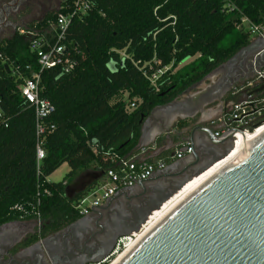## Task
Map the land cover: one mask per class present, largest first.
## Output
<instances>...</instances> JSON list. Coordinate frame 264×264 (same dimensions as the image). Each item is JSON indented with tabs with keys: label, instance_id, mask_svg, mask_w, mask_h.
Wrapping results in <instances>:
<instances>
[{
	"label": "trees",
	"instance_id": "trees-1",
	"mask_svg": "<svg viewBox=\"0 0 264 264\" xmlns=\"http://www.w3.org/2000/svg\"><path fill=\"white\" fill-rule=\"evenodd\" d=\"M91 1L92 10L73 20L65 41L75 68L41 73V97L55 107L50 120L55 129L45 138L39 173L35 112L20 87L31 75L27 66L37 72L40 66L27 37L15 32L0 41V108L9 119L0 128V227L37 221L40 214L42 232L33 241L82 217L74 206L99 180L73 196L67 188L82 177L87 184L117 169L114 155L129 157L154 108L175 101L250 44L252 34L244 19L264 27V0ZM59 8L31 29L52 39L50 26ZM165 68L153 85L151 76ZM120 94L126 98L112 104ZM64 164L70 167L67 176L50 182Z\"/></svg>",
	"mask_w": 264,
	"mask_h": 264
},
{
	"label": "water",
	"instance_id": "water-1",
	"mask_svg": "<svg viewBox=\"0 0 264 264\" xmlns=\"http://www.w3.org/2000/svg\"><path fill=\"white\" fill-rule=\"evenodd\" d=\"M11 25L15 32L21 27L19 23ZM260 39L261 46L230 82V88L255 74L253 63H256L257 70L264 68V38ZM250 48H255V42H250L225 64L232 63L241 52ZM260 92H264V81L254 91ZM175 102L176 100L154 108L150 116L157 108L173 105ZM147 121L148 118L143 121L142 129ZM197 131H202L209 142V148L205 150V154L209 156L206 164L194 174L187 175L201 161L202 155L195 153V162L186 164L176 175L168 174L169 170L164 171L169 186L156 188L146 199L147 207L143 215L138 220L135 219V223L125 232H116L113 239L107 234L97 238L99 248L96 249L87 245L93 235H88L85 231H72L77 225L74 222L50 238L57 241L62 239L56 251H52L47 239L41 237L30 248L32 252L38 250V254L31 260H21V250L11 247L4 255L5 264L17 261L20 264H40L41 260L45 264L102 262L112 253L119 238L139 231L151 214L161 209L189 181L225 160L234 150L232 133L216 138L212 130L202 126L191 130L188 141L195 149ZM222 147L224 148L220 152ZM102 176L103 174L94 176L93 182H88L80 192H84ZM176 178L182 179L174 180ZM152 182L154 178L140 182L138 186L144 188ZM67 194L70 195V188H67ZM94 215L95 212L90 217ZM86 221L87 219L83 220ZM71 228L73 229L70 230ZM123 255L116 264H264V131L252 143L245 138L237 158L202 182Z\"/></svg>",
	"mask_w": 264,
	"mask_h": 264
},
{
	"label": "crops",
	"instance_id": "crops-1",
	"mask_svg": "<svg viewBox=\"0 0 264 264\" xmlns=\"http://www.w3.org/2000/svg\"><path fill=\"white\" fill-rule=\"evenodd\" d=\"M63 1L56 0L52 6L55 7L54 9H58L60 3ZM23 3L17 13L16 21L13 22L21 24V27L16 32L23 28L31 29L32 24L44 19L47 12L51 11L46 10L43 15L41 14L42 16L36 17L35 10L37 8L41 9L46 5L43 6L44 4L41 3L30 4V11L27 12L28 6L25 2ZM10 33H15L13 26ZM260 38L262 37L254 36L251 38V42H258L260 44L259 46L241 52L235 61L219 66L204 80L186 90L176 99L174 108L171 105L157 108L152 116L149 115L145 128L141 131L138 144L129 157H135L138 161H165L168 163L167 170H169L168 174L170 175H176L186 164L195 162V153L202 155L201 161L187 175L194 174L198 168L204 166L209 157L205 154V150L209 148L208 139L202 131H197L195 133V140L197 141V147L195 149L188 141L191 130L196 126H202L213 132L216 131L218 127L213 126L212 123L219 120L234 102L243 99L244 96L241 94H232L231 88L229 87L230 82L237 76L242 66L247 65L251 57L255 55L261 46L262 40ZM192 62L188 63L190 64ZM183 65H187V63ZM180 122H185L186 125L181 127L179 126ZM185 147H192L193 153L185 155L182 159H177L175 156L176 152L184 151ZM223 148L220 149V152H222ZM152 178H154V182L148 184L146 187L141 188L137 185L130 190L121 191L103 206L91 210L88 215H82L75 222L77 225H75V230L72 231H75V233L85 231L88 235H91L101 226L107 214H110L116 218L118 226L123 228L120 231L125 232L130 225L135 223V217L125 210L127 203L145 200L156 191L157 187H167L170 184L163 172H157ZM83 182L84 177L69 187L71 196L79 193L83 189L77 190L78 185ZM93 212H95L94 217H90ZM84 219H87V221L83 222ZM37 232V221L34 219L13 221L1 226L0 253L5 255L9 248L15 247L23 253L21 260H31L38 254V250L30 251L32 244L36 242L33 240ZM100 237H104V234H101L98 238L100 239ZM97 241L98 239L89 240L87 245L94 246L97 249L99 248ZM55 243H62V239L56 240Z\"/></svg>",
	"mask_w": 264,
	"mask_h": 264
},
{
	"label": "built area",
	"instance_id": "built-area-1",
	"mask_svg": "<svg viewBox=\"0 0 264 264\" xmlns=\"http://www.w3.org/2000/svg\"><path fill=\"white\" fill-rule=\"evenodd\" d=\"M63 2L66 5L59 8L57 20L50 26L51 31L55 32L52 39L41 36L36 29L23 28L18 31L19 34L30 40V50L37 57V63L40 66L38 72L32 71L31 66H27V70L31 71V75L23 78V84L20 87L22 98L35 112L38 173L46 157L44 149L45 138L55 129V125L51 124L50 121L55 113V107L49 100L41 97V73L44 70L56 67H62L65 73H70L75 68L76 61L69 55V49L65 43L67 33L75 18H82L93 8L91 0H64ZM242 23L247 26L252 36L264 37V27L254 25L247 19H244ZM2 57L3 55L0 52V59ZM253 68L255 74L252 77L231 87L232 94H241L244 96L243 99L234 102L219 120L212 123L213 126L218 127L213 132L216 138L232 133L234 147L239 136L254 134L257 130L264 127V92L254 93L264 81V68L257 70L256 63H253ZM167 70L168 68H165L153 74L150 78L152 84L156 85L157 80ZM134 107L135 105L131 106L132 109ZM8 121L9 119L4 116L0 108V128L7 127ZM192 153V147H185L184 151H177L175 156L177 159H182L185 155ZM114 159L118 163V168L107 170L103 178L75 204V209L81 215H88L91 210L103 206L117 193L132 189L140 182L151 179L157 172H164L168 168V163L165 161H138L135 157H120L118 155H114ZM146 225L147 222L141 226L139 231L119 238L112 253L98 264H112L121 255L130 250L140 239V235H143ZM37 227L38 235L40 236L42 232L40 214L37 216Z\"/></svg>",
	"mask_w": 264,
	"mask_h": 264
},
{
	"label": "flooded vegetation",
	"instance_id": "flooded-vegetation-1",
	"mask_svg": "<svg viewBox=\"0 0 264 264\" xmlns=\"http://www.w3.org/2000/svg\"><path fill=\"white\" fill-rule=\"evenodd\" d=\"M23 2H25V0H0V29H1L0 36L11 31L12 29L11 23L16 21L17 13L19 12L21 6L24 4ZM259 45L260 44L258 42L255 43V46H259ZM171 106H173L174 108V104ZM174 180H178V179H174ZM85 185H86L85 182L79 184L77 190L84 188ZM74 191H75V187H74ZM146 202H147L146 199L140 200L138 202L135 201L129 202L126 205L125 210L130 214H132V216H134L136 220H138L146 210L147 207ZM72 229L73 228H71L70 230ZM122 229H123L122 227L120 228L118 226V222L116 221V218L110 214H107L101 226L97 228L96 232L91 234L93 235V238H91V240L97 239L99 236H101V234H107L111 237V239H113L114 234ZM52 236L53 234L45 236V239H47L48 247L52 251H56L58 249L57 246L59 244L55 243L56 241L55 239H50ZM3 258H4V254L0 253V264H5L6 261H4ZM39 263L45 264L43 260H41ZM13 264H20V263L17 261V263H13Z\"/></svg>",
	"mask_w": 264,
	"mask_h": 264
},
{
	"label": "bare ground",
	"instance_id": "bare-ground-1",
	"mask_svg": "<svg viewBox=\"0 0 264 264\" xmlns=\"http://www.w3.org/2000/svg\"><path fill=\"white\" fill-rule=\"evenodd\" d=\"M264 131V127L257 130L254 134L241 135L237 140V143L234 147V150L231 154L223 161L215 165L214 167L207 170L205 173L201 174L193 178L189 181L183 189H181L175 196H173L170 200H168L161 209L154 211L147 221V225L145 227V231L140 235V238L144 236L146 232H148L155 224L161 220L174 206H176L181 200H183L188 194H190L193 190H195L202 182L212 176L217 170H219L222 166L229 163L239 156V153L242 148V144H244V139L246 138L249 143H252L262 132ZM124 255H121L118 259H116L112 264H116L118 260H120Z\"/></svg>",
	"mask_w": 264,
	"mask_h": 264
},
{
	"label": "rangeland",
	"instance_id": "rangeland-1",
	"mask_svg": "<svg viewBox=\"0 0 264 264\" xmlns=\"http://www.w3.org/2000/svg\"><path fill=\"white\" fill-rule=\"evenodd\" d=\"M45 1L46 0H25V3H26V5L28 6V7H30L29 5L31 4H44V5H46L45 7H43V8H37L36 10H35V12H36V14H35V16L36 17H38V16H40L41 14L43 15L44 14V11H46V10H53L55 7L54 6H52V4L54 5L55 4V1L56 0H50V3H47V1H46V3H45ZM49 1V0H48ZM57 3V2H56ZM43 5V6H44ZM57 7V6H56ZM39 9H40V11H39ZM41 15V16H42ZM245 29H248L247 28V26H245ZM12 34L9 32V33H7V34H4L1 38H0V41L1 40H3V39H6V38H8V37H10ZM254 36H252V38H253ZM190 59H187L185 62H183L182 63V65L183 64H185V63H187V64H189L188 62H192L193 60H194V58H192L190 61H189ZM182 65H180L179 67H178V69L179 68H182L183 66ZM182 66V67H181ZM126 98V95H122V94H120V95H118L117 97H115L112 101H111V103L113 104V103H115L116 101H118V100H121V99H125ZM69 171H70V167L68 166V164H64V165H62L55 173H53L50 177H49V181L50 182H54V183H58V182H61V181H63V179L67 176V174L69 173Z\"/></svg>",
	"mask_w": 264,
	"mask_h": 264
}]
</instances>
